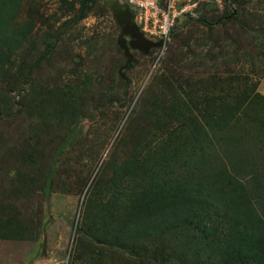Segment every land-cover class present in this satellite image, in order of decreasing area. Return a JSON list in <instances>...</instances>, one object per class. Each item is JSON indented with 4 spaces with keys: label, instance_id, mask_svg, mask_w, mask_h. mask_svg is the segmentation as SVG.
Returning <instances> with one entry per match:
<instances>
[{
    "label": "trees",
    "instance_id": "1",
    "mask_svg": "<svg viewBox=\"0 0 264 264\" xmlns=\"http://www.w3.org/2000/svg\"><path fill=\"white\" fill-rule=\"evenodd\" d=\"M194 1L198 16L177 19L162 72L116 134L124 116L108 103L124 105L126 89L118 39L107 81L70 50L82 32L65 38L96 5L114 17L106 1L62 0L48 16L39 0H0V239L42 245L43 208L77 193L67 264H264V8ZM96 110L77 140L78 122Z\"/></svg>",
    "mask_w": 264,
    "mask_h": 264
},
{
    "label": "rangeland",
    "instance_id": "2",
    "mask_svg": "<svg viewBox=\"0 0 264 264\" xmlns=\"http://www.w3.org/2000/svg\"><path fill=\"white\" fill-rule=\"evenodd\" d=\"M39 2L41 3L40 8L42 9V11H45L48 16L53 14L58 9V7L62 5V0H39ZM100 3H102V1H100ZM76 5L78 7L79 2H77ZM249 6L255 10H263L264 0H252ZM100 7V5H96L95 9L92 10L86 18L82 19L75 27H72L73 29L72 31H70V33L69 31L66 32L65 38L68 35V37H70L76 31H81L82 37L80 38V40L78 39L79 36H77L75 40L70 42L71 44L73 43L69 47L70 50L74 51V53L83 55L86 59V67L92 69V71L96 74L98 72L102 80L108 77L107 81H109V76L112 75V70L110 71L112 67L108 69L107 64L110 65L112 61L115 62L116 60H118L117 57H122L121 52L118 51L115 44V41H117L120 34L121 28L117 24L115 18L111 15V13L107 12L106 14H104L100 10ZM69 16H63L61 21H59L56 25L62 24L63 21L69 19ZM194 16L197 17V13ZM183 24L184 18L179 21L178 25ZM193 24L194 23L190 22L184 27V30L187 31L190 29H194L195 25ZM228 29H230L231 32L236 36H240L241 39L239 41L246 44L247 50L249 52L257 50L251 44L245 41V36H242L240 30L235 25H230ZM88 39L90 40L89 43H81V40L87 41ZM97 39L98 42L96 41ZM169 43L170 42H168V44ZM95 45H98L99 49L94 53H90L89 49L93 50L92 48L95 47ZM59 50H61V55L59 58L60 64L61 66L63 65V69L68 68L71 63H69L67 58H65V46L63 45L62 47H59ZM153 50L155 51H153L152 54H144L141 52L133 51L135 58L134 64H136V66H131L124 69L125 78L123 79L125 80L126 86V89L123 90V94L125 95V98L123 100L124 105H120V102L118 101H111L110 103H108L112 111L121 112V115L124 116L122 117V120L118 125L116 134H118L123 124H127V120L124 119H126L128 114L130 113L129 108L132 101L133 103H135V101L140 98L141 92L144 89H147V86L152 80V77L158 76L159 73H161L163 70L162 58L166 55V53H164L160 57L159 62H157L158 58H154V56H159L160 50ZM76 60H78V58H76ZM248 63L249 60L245 61L244 59L235 61V64L236 66H238V68H245V70H247V68L249 67ZM65 77L68 78V74ZM126 82H128V84H126ZM119 83L120 78H117L116 85L118 86ZM260 83V90L262 93H264V74L260 79ZM95 113V118H84L80 122H78L76 129V131L78 132L76 134L78 136L77 140L82 139L88 132V130H90L91 124L100 117L99 110H96ZM95 135L99 137V133L98 135ZM95 135H92V138L95 137ZM114 138L115 137L112 138L111 143L105 151V156H107V154L112 150ZM83 162L87 163L86 160H84ZM73 163V168L77 169L76 173L78 174L75 177L81 176V161L77 160ZM91 169H95L94 171H96V162H92L91 165L86 168L87 172H85L84 174L87 175L88 172L91 173ZM95 174L96 173H92L91 177L93 178ZM1 178L3 179L2 176ZM3 187L4 184L2 181H0V190H2ZM86 190L87 189H85L82 195L85 194ZM82 199L83 197H81L80 194L77 193L67 194L66 196L60 198L55 197L53 198V200L50 199L49 201L50 204L52 203V206L48 205L45 211L43 208V217H40L43 223H45V229L42 231L41 235V241L43 242V244L40 245L39 241L34 242L27 240L16 241L0 239V264H67L69 260L68 253L72 249L74 239L73 221L79 220L80 208L82 207ZM27 209H30V206Z\"/></svg>",
    "mask_w": 264,
    "mask_h": 264
},
{
    "label": "built area",
    "instance_id": "3",
    "mask_svg": "<svg viewBox=\"0 0 264 264\" xmlns=\"http://www.w3.org/2000/svg\"><path fill=\"white\" fill-rule=\"evenodd\" d=\"M127 1L134 11L135 23L144 34L150 39L162 41L158 58L166 52L177 19L189 12L196 15L197 2L194 0H165L164 4L158 0ZM217 1L222 8V0Z\"/></svg>",
    "mask_w": 264,
    "mask_h": 264
},
{
    "label": "water",
    "instance_id": "4",
    "mask_svg": "<svg viewBox=\"0 0 264 264\" xmlns=\"http://www.w3.org/2000/svg\"><path fill=\"white\" fill-rule=\"evenodd\" d=\"M111 7L117 24L121 27L118 36V45L123 50L126 63L120 69L123 78L124 69L129 68L135 62L133 50H138L144 54L150 53L151 49L160 47L162 41H153L145 36L133 20V12L127 0H106ZM234 10V14H236ZM230 15L229 17H231ZM128 84V82H126Z\"/></svg>",
    "mask_w": 264,
    "mask_h": 264
},
{
    "label": "clouds",
    "instance_id": "5",
    "mask_svg": "<svg viewBox=\"0 0 264 264\" xmlns=\"http://www.w3.org/2000/svg\"><path fill=\"white\" fill-rule=\"evenodd\" d=\"M106 1V0H105ZM218 2V1H217ZM107 3V2H106ZM108 4V3H107ZM109 5V4H108ZM197 6H198V3H197ZM132 8V7H131ZM197 8V7H196ZM195 8V9H196ZM132 12H133V20H134V11H133V9H132ZM195 12H196V10H195ZM186 14V13H185ZM197 16H198V14H197ZM182 17V16H181ZM115 18V17H114ZM135 22V21H134ZM138 26V25H137ZM140 29V28H139ZM141 30V29H140ZM142 31V30H141ZM143 32V31H142ZM144 33V32H143ZM146 36V35H145ZM147 37V36H146ZM150 39V38H149ZM151 40H153V39H151ZM153 41H156V40H153ZM160 41V40H159ZM161 47V46H160ZM160 47H157V48H153V49H159ZM153 49H151V51L153 52V51H155V50H153ZM167 50V49H166ZM133 51H137L138 52V50H133ZM150 51V52H151ZM140 52V51H139ZM142 53V52H141ZM148 54H150V53H148ZM134 55V54H133ZM157 58H158V55H157ZM159 59L160 58H158V60H157V62H159ZM134 64V63H133ZM133 66V65H132ZM123 67V66H122ZM121 69V68H120ZM120 71V70H119Z\"/></svg>",
    "mask_w": 264,
    "mask_h": 264
},
{
    "label": "flooded vegetation",
    "instance_id": "6",
    "mask_svg": "<svg viewBox=\"0 0 264 264\" xmlns=\"http://www.w3.org/2000/svg\"><path fill=\"white\" fill-rule=\"evenodd\" d=\"M121 28V27H120ZM121 32V31H120ZM139 52V51H138Z\"/></svg>",
    "mask_w": 264,
    "mask_h": 264
}]
</instances>
